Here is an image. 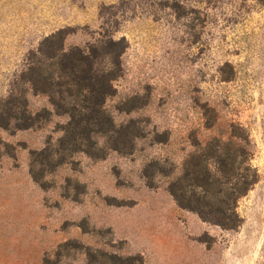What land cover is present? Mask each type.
I'll return each mask as SVG.
<instances>
[{
    "label": "rangeland",
    "instance_id": "rangeland-1",
    "mask_svg": "<svg viewBox=\"0 0 264 264\" xmlns=\"http://www.w3.org/2000/svg\"><path fill=\"white\" fill-rule=\"evenodd\" d=\"M60 44L114 70L113 127L28 88ZM234 156L238 227L176 204ZM0 264H264V0H0Z\"/></svg>",
    "mask_w": 264,
    "mask_h": 264
},
{
    "label": "trees",
    "instance_id": "trees-1",
    "mask_svg": "<svg viewBox=\"0 0 264 264\" xmlns=\"http://www.w3.org/2000/svg\"><path fill=\"white\" fill-rule=\"evenodd\" d=\"M39 52L45 55L40 49ZM48 57L52 63L41 61L27 67L28 88L49 94L53 106L67 115L68 131L79 129V133L87 134L89 130L113 127L114 122L106 111L105 102L114 89V70L98 62L95 50L76 45L65 48L60 44ZM27 106L24 97V109ZM199 165L201 167L195 168L189 177L193 180L190 190H182L181 182L189 174L185 172L169 183L168 192L180 208L195 212L203 221L223 228L238 227L237 200L247 193L254 180L238 177L235 156L231 160L230 174L224 181L213 175L208 162ZM205 208L208 210L205 211Z\"/></svg>",
    "mask_w": 264,
    "mask_h": 264
}]
</instances>
